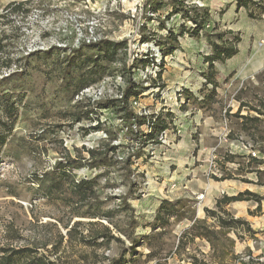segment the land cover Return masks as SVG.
Wrapping results in <instances>:
<instances>
[{"label":"rangeland","instance_id":"obj_1","mask_svg":"<svg viewBox=\"0 0 264 264\" xmlns=\"http://www.w3.org/2000/svg\"><path fill=\"white\" fill-rule=\"evenodd\" d=\"M182 1L191 10L190 15L194 16L195 10L199 19L208 15L198 37L186 33L194 25L184 11L175 13L173 0H0V102L8 100L18 110L0 158V248L29 246L38 248L41 254L47 253L59 242L60 234L65 236L76 222L93 221L71 217L69 205L58 198L44 197L43 186L37 181H42L43 174L59 161H66L68 157L88 160V150L110 146L116 147L109 155L112 166L95 169L82 162L73 172L76 180L96 178L97 195L104 202V209L114 213L113 224L104 223L127 247L130 246L127 233L137 238V250L144 256V264L182 261L193 264L187 250L173 252L179 232L185 226H192L190 220L173 221L170 234L164 238V249L146 259L151 250L142 244V237L149 235L145 233L153 225L152 218L133 207L142 203L141 188L147 176L163 171L170 158H181L172 148L183 135L179 121H184L185 116L188 120L201 117L200 125L189 129L194 132L195 140L203 133L209 135L208 145L211 143L214 149L209 177L226 176L224 172L222 177L217 176L221 175L217 170L222 169L221 163L229 154L237 165L235 171L227 168L228 173L264 185V164H254L248 168L250 173L236 175L242 165L250 162V151L256 152L255 159L264 162V116L257 112H264V68L241 83L234 82L232 87L226 79L220 86L225 93L219 95V103L206 107L203 99L207 90H195L200 84H206L208 74L203 46L209 45L207 35L227 31L222 20L228 6L226 0ZM19 5L23 6L17 10ZM250 24L254 35L261 38L260 47L257 49L254 37L244 38L243 45L247 53L258 50L252 65L259 68L261 64L264 66V22ZM183 27L185 34L178 37V50L165 56V43H171L169 31L179 36ZM102 40L123 44L117 61L105 63L107 71L96 84L79 93L74 92L73 85L67 91L62 65L72 59L74 51H81L83 58L94 55L96 51L89 46ZM129 78L141 92L138 99H131L130 108L149 119L152 116L168 119L170 127L164 134L155 132L154 139L150 140L149 125L141 128L144 137L137 131L132 133L135 127L123 120L118 107L100 110L90 114L89 119L76 122L79 115L92 111V104L114 101L118 105ZM188 86L191 91L185 89ZM0 115L4 117L3 108ZM256 118L260 121H255ZM222 128L226 130L225 136L218 137L216 132ZM221 138L239 152L234 155L226 152L231 150L230 146L222 149ZM144 143L147 145L142 148ZM176 168L172 165V172ZM199 178L208 177L200 175ZM125 196L133 212L125 210ZM131 219L134 224H130ZM232 233L234 241L226 235L217 242L216 249L207 239L199 238L188 247L194 245L196 254L193 255L205 264H264V255L253 256L249 249H241V245L252 242L250 235ZM254 245L258 247L259 241ZM62 248H66L74 264H87L78 258V251L89 254V249L82 246L69 249L66 242ZM120 248L114 242L110 250L99 249L98 264H109L104 257H118ZM93 260L90 256L89 261Z\"/></svg>","mask_w":264,"mask_h":264},{"label":"trees","instance_id":"obj_2","mask_svg":"<svg viewBox=\"0 0 264 264\" xmlns=\"http://www.w3.org/2000/svg\"><path fill=\"white\" fill-rule=\"evenodd\" d=\"M175 13L184 11L188 21L192 22L194 27L189 29L187 34L192 37H198L203 29L204 21L208 18V15L204 18H200L197 15L195 8V15H190V11L186 3L182 0H173ZM23 5H19L16 9L20 10ZM237 8H244L249 13V17L252 19H258L264 14V0L254 2L253 0H237ZM257 12V13H256ZM184 28L180 32L179 36L172 30L169 31L168 41L170 44L165 43L164 51L165 56L173 55L179 48L178 37L184 36ZM207 40L212 47V54L205 58V62L208 64V74L204 89L205 93L203 104L206 107H211L217 103L216 97L217 88L219 83L216 81V63H224L231 59L238 53L237 45L240 43V37L235 36L230 32H220L215 35H207ZM122 43H116L110 40H102L96 44L90 45V50H95L93 55H85L81 51H74L72 59L66 60V64L62 65V72L65 79V89L73 90L75 93H79L83 89L99 82L103 75L106 73L107 68L105 63L111 64L117 61ZM44 56V54H43ZM75 58V59H74ZM78 58L77 63L73 64ZM90 66V67H88ZM88 67V68H87ZM163 72L161 66L160 77ZM211 85V89L206 86ZM141 95L138 86L131 78L127 80L126 87L122 92L121 99L116 102L107 103H95L92 104V111L86 113V115H79L76 122L82 121L84 118L89 119L90 114H97L98 111L109 109L111 107H118V111L123 114V120L126 121L132 129V133L138 132L141 137H144V131L141 129L145 125H149L150 134L147 137L151 140L154 139L155 132L163 133L170 127L168 119H164L161 116H152L150 119L145 116H140L138 113L130 108L131 99H138ZM91 106V105H90ZM3 108L4 117L0 115V158L2 149L7 144L9 137L12 134L13 127L17 118V108L8 100L0 102V110ZM260 116H264V112L257 110ZM168 117H171L170 113H167ZM7 118V119H5ZM246 120V117H242ZM255 121H260L256 118ZM94 130H99L100 127H92ZM147 145L144 143L143 147ZM116 147L102 146L96 150H88L90 158L86 159H72L68 157L66 161H59L55 164L51 171L43 174V180L38 179L40 186H43V196L49 199H61L66 205H69V211L71 217H80L93 220L88 223L76 222L70 227L69 231L64 236L60 234L58 237L59 242L52 245V250L47 253L41 254L36 247L24 246L20 248L14 247H2L0 248V264H74V261L69 260L67 256L68 251L66 248H62L64 242L69 245V249L75 250L77 247L82 246L90 250V253L78 251V258L86 261L87 264H98V250L105 249L110 250L112 243L116 242L121 245L118 257H104V260H108L109 264H144L142 259L144 256L137 250L139 241L131 233H127V238L130 241V246L127 247L125 241L121 237L116 236L109 225L113 224L114 213L104 209V202H102L97 195V180L93 179H81L76 180L73 172L75 169L82 166V162H86L90 168L98 169L100 167L112 166V158H109L110 153H114ZM224 163H221L222 171L226 174L222 178L213 177L216 181H223L226 179H235V174L228 173L225 169V163L234 162V157L227 154ZM254 164H264L262 161H258L255 158H251L250 162L236 172L237 174L250 173L249 167ZM241 165V164H240ZM247 169V171H246ZM243 182L249 183L247 179L241 178ZM131 192H129L130 194ZM264 198L251 192H245L237 197H223L217 202L216 211H206L207 218L212 219L213 223L208 224L207 220L195 219L196 210L193 208V201L187 199H180L176 202L163 200L160 205L153 225L151 226V234L144 235L142 237V244H146L151 250L146 259L151 258V255H158L161 252L164 244V238L170 234V228L172 222H180L183 220H190L192 226L183 232L178 237V244L176 246L175 254L181 251H186L187 247L195 242L196 239H207L209 243L216 249L217 242L221 238L225 237L231 231L240 234H251L255 232L250 228L249 224L242 219H235L229 212L225 210V206L232 202L242 201H255L260 203ZM127 196L124 197L123 204L125 210L133 209L126 203ZM104 222H108L106 225ZM130 224H134V220L131 219ZM86 229V230H85ZM126 235V234H125ZM47 245H43V249H46ZM77 250V249H76ZM82 250V249H80ZM171 254V252H170ZM172 255V254H171ZM93 256L95 260L89 261V257ZM188 259L193 261V264H205L199 261L194 255H188ZM250 264V263H243Z\"/></svg>","mask_w":264,"mask_h":264},{"label":"crops","instance_id":"obj_3","mask_svg":"<svg viewBox=\"0 0 264 264\" xmlns=\"http://www.w3.org/2000/svg\"><path fill=\"white\" fill-rule=\"evenodd\" d=\"M253 1L257 3L260 0ZM225 3L226 6H228V10L222 20L223 27L226 26L228 28L226 32L239 36L241 41L237 45L238 53L234 57L224 63L215 64L216 81L219 83V87L216 90L218 94L216 97L217 103H219V95H224L225 93V90L220 89V86L223 85L226 79L231 81L232 87L234 82L239 81L241 83L264 68L262 64L259 68L252 65V62H254L253 60L257 58L256 54L258 53V50L253 53H247V51H245L246 48L243 45L244 38L251 39L254 37V40L257 41V49L260 47L258 42L261 41V38L257 37L258 34L254 35L255 31L253 28H250L252 26L250 22H264V14L258 19H252L249 17V13L246 9L237 8V0H226ZM203 50L205 51L204 57H208L212 54V47L210 44L207 47L204 45ZM205 65L208 67L207 63ZM254 83L256 84V82ZM206 87L211 89V85ZM186 88L191 91L190 86L185 87V89ZM200 88L205 87L203 84H200L195 90ZM200 119L201 117H199V119L195 118L188 120L185 116L184 121H182V119L179 121L182 125L183 135L180 137L181 139L177 144L173 143L172 150L175 154L181 155L182 160L178 157L170 158V162L164 166L163 171L151 173L152 175L147 176V179L142 185L141 191L144 193V198L141 200L142 203L133 205V207L139 213H149L152 218V223L160 205L165 199L172 202H176L182 198L192 200L196 209L195 219H206L208 224H212L213 221L212 219L207 218L206 211H216L217 202L223 197H237L248 191L264 198V185L258 184V182L253 179L243 178L249 181V183H245L241 178L216 181L213 177H209L210 159L214 150L211 143L208 145L209 135L208 133H203L202 135H199L197 140H195L196 138L193 137L194 132L189 130L192 129L194 125L195 127L199 126L201 122ZM211 121L214 120L211 118ZM225 131L226 130L222 128L220 132H216V134H218V137H223L225 136ZM211 136H213V134ZM219 146L222 149H228L230 146L231 150L226 152L233 155L236 154V152H239L234 145L228 144L222 138ZM240 152L245 153L244 150H241ZM195 153L196 156H194ZM199 162H203V164H197ZM172 165L177 166L174 172L171 170ZM236 165L237 164L234 162H227L225 164V169L227 170V168L230 167V169L232 168L233 171H235ZM157 175H161L162 177L157 178ZM200 175H204L208 178L200 179ZM198 196H203V199H197ZM225 210L235 219L246 221L250 228L255 232L254 235L247 234L251 236L252 242H248L243 246L241 245V249H249V253L253 256L264 255V200H261L260 203L255 201L232 202L225 206ZM189 227L191 226H185L184 229L179 232L178 237H180ZM232 232L233 231H231V233ZM150 233L151 229L145 234ZM231 233H228L227 237L233 240V233ZM258 241L259 245L256 247L254 244ZM237 244L238 242H236V246ZM205 248L208 249L209 246L207 245ZM187 252L188 255L194 256L193 254H196L195 246L187 247ZM179 264H185V262L182 261L179 262Z\"/></svg>","mask_w":264,"mask_h":264},{"label":"built area","instance_id":"obj_4","mask_svg":"<svg viewBox=\"0 0 264 264\" xmlns=\"http://www.w3.org/2000/svg\"><path fill=\"white\" fill-rule=\"evenodd\" d=\"M164 133H165V132H164ZM164 133H163V134H164ZM248 154H249V156H251L252 158L257 157L255 151H250V152H248ZM217 172H218L219 174H221V172H223V171H222V169H221V170L219 169V170H217ZM217 176L222 177V174H221V175H217ZM197 199L201 200V199H203V196H198Z\"/></svg>","mask_w":264,"mask_h":264}]
</instances>
